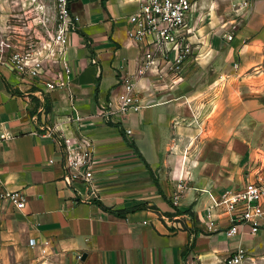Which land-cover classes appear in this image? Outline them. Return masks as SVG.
Returning <instances> with one entry per match:
<instances>
[{
	"label": "crops",
	"instance_id": "1",
	"mask_svg": "<svg viewBox=\"0 0 264 264\" xmlns=\"http://www.w3.org/2000/svg\"><path fill=\"white\" fill-rule=\"evenodd\" d=\"M198 5L191 42L202 35L210 47H191L181 70L140 76L144 107L117 119L105 108L136 70L140 47L127 28L138 0L72 2L71 81L45 99L0 65V188L27 197L22 210L0 202V264H228L239 253L243 264L259 255L264 219L257 233L229 235V216L212 209L210 228L208 208L264 169V0L242 16L229 0ZM54 123L88 141L90 183L66 181L63 147L44 126Z\"/></svg>",
	"mask_w": 264,
	"mask_h": 264
},
{
	"label": "built area",
	"instance_id": "2",
	"mask_svg": "<svg viewBox=\"0 0 264 264\" xmlns=\"http://www.w3.org/2000/svg\"><path fill=\"white\" fill-rule=\"evenodd\" d=\"M74 0H54L55 22L53 28H47L41 35L29 37V41L13 33L5 34L0 41V65L29 79L35 88V94L45 99L47 94L65 88L71 81L72 68L67 53L70 34L77 29L71 12ZM202 0H138L135 12L128 16L127 35L140 47V56L134 75L122 76V90L116 93L105 108V115L117 119L119 115L136 113L144 107L138 79L147 71H161V68L181 70L180 65L191 54V38L197 21L199 2ZM231 10L236 16H242L250 6V0H229ZM40 31V30H39ZM233 38L231 34L227 36ZM94 62H96L94 60ZM44 112V108L40 109ZM46 134L55 138L63 147L68 183L91 182L90 170L94 161L87 151L88 141L67 136L56 123L44 125ZM127 134L132 130L127 129ZM6 138L1 134L0 140ZM87 165V172L83 166ZM76 189V188H75ZM90 189L92 195L96 193ZM78 193L79 190L76 189ZM178 194L171 196L177 203ZM27 197L22 190L0 188V202L13 205L22 210ZM208 208L209 227L215 225L212 209L221 208L229 216V235L238 232L239 226H248L251 233H257L264 219V169L255 173V179L238 190H227L218 198L213 197ZM2 220L0 219V226ZM36 246L38 241L29 240ZM47 241L41 244L42 254L47 253ZM242 254L228 259V264H239Z\"/></svg>",
	"mask_w": 264,
	"mask_h": 264
},
{
	"label": "rangeland",
	"instance_id": "3",
	"mask_svg": "<svg viewBox=\"0 0 264 264\" xmlns=\"http://www.w3.org/2000/svg\"><path fill=\"white\" fill-rule=\"evenodd\" d=\"M54 22V0H0V41L10 33L25 37L28 41L33 35L34 40L35 34L39 36L47 28H53ZM193 41L191 47H210L208 37L204 39L199 35ZM212 106L213 103H210ZM258 144L260 156L264 159V129L260 132ZM243 264H264V248L255 259H247Z\"/></svg>",
	"mask_w": 264,
	"mask_h": 264
},
{
	"label": "trees",
	"instance_id": "4",
	"mask_svg": "<svg viewBox=\"0 0 264 264\" xmlns=\"http://www.w3.org/2000/svg\"><path fill=\"white\" fill-rule=\"evenodd\" d=\"M104 4H105V1H104ZM156 182H158V181L156 180Z\"/></svg>",
	"mask_w": 264,
	"mask_h": 264
}]
</instances>
